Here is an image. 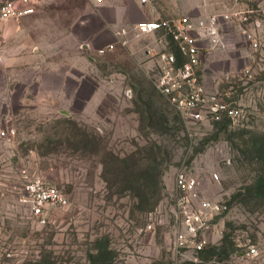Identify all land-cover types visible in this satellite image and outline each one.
I'll list each match as a JSON object with an SVG mask.
<instances>
[{"label": "rangeland", "instance_id": "rangeland-1", "mask_svg": "<svg viewBox=\"0 0 264 264\" xmlns=\"http://www.w3.org/2000/svg\"><path fill=\"white\" fill-rule=\"evenodd\" d=\"M121 4L36 0L32 14L0 23V264H264V0L209 11L250 18L226 24L232 46L199 70L236 112L203 120L156 88L161 54L176 48L161 33L138 35L141 17L124 3L116 20ZM185 165L224 205L223 232L178 254ZM24 168L69 199L46 224L25 201Z\"/></svg>", "mask_w": 264, "mask_h": 264}, {"label": "built area", "instance_id": "built-area-1", "mask_svg": "<svg viewBox=\"0 0 264 264\" xmlns=\"http://www.w3.org/2000/svg\"><path fill=\"white\" fill-rule=\"evenodd\" d=\"M139 1L147 3L150 0ZM35 4L36 0H0V23L10 19L20 20L32 14ZM249 18V11L236 10L201 16L180 14L135 25L138 35L161 33L169 38L166 45H173L178 51L176 53L171 49L162 52L161 73L154 81L156 88L177 110L193 120H203L219 113L235 114V109L221 95L209 92L201 83L199 70L205 56L224 53L232 46L224 35L226 24L232 21L246 22ZM244 32L248 38H252L247 31ZM104 51L101 49V52ZM20 180L25 201L40 224H46L53 211L69 204L63 190L40 175H32L26 168L21 170ZM175 183L179 195L174 252L182 254L201 251L208 246L214 235L222 234L219 218L223 214L224 205L202 192L195 169L189 165L177 171Z\"/></svg>", "mask_w": 264, "mask_h": 264}, {"label": "crops", "instance_id": "crops-1", "mask_svg": "<svg viewBox=\"0 0 264 264\" xmlns=\"http://www.w3.org/2000/svg\"><path fill=\"white\" fill-rule=\"evenodd\" d=\"M121 5L119 7L121 9H117L114 11V14H118L116 16V20H122L123 19V12L125 11V7L129 9H134L139 15L140 19L138 21H147V20H154L158 18H169L172 16H175V14H190L192 16H201L209 13L210 10H216V8H222V4L220 2L222 0H216L213 1V6L207 5L205 6V2H209L211 0H150L147 3H142L139 0H125L121 1L119 0ZM126 2V3H125ZM125 7H124V5ZM172 15V16H170ZM10 30L8 29V27ZM11 27L12 23H5V39L8 41V38L11 36ZM16 36L17 33H21V31L17 32V29H15ZM5 57L7 60H9V63L14 62L15 59H12L14 57H11L10 52H5Z\"/></svg>", "mask_w": 264, "mask_h": 264}, {"label": "trees", "instance_id": "trees-1", "mask_svg": "<svg viewBox=\"0 0 264 264\" xmlns=\"http://www.w3.org/2000/svg\"><path fill=\"white\" fill-rule=\"evenodd\" d=\"M176 47H174V49H175ZM174 51H176V53H178V51H177V49H175Z\"/></svg>", "mask_w": 264, "mask_h": 264}]
</instances>
